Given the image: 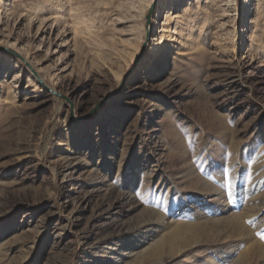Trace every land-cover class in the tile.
<instances>
[{"label":"rangeland","instance_id":"obj_1","mask_svg":"<svg viewBox=\"0 0 264 264\" xmlns=\"http://www.w3.org/2000/svg\"><path fill=\"white\" fill-rule=\"evenodd\" d=\"M152 1L0 0V264H114L113 238L117 264H264V0ZM157 7L177 9L161 45ZM69 127L94 147L73 172ZM188 192L230 213L178 206ZM174 225L159 257L123 258Z\"/></svg>","mask_w":264,"mask_h":264},{"label":"bare ground","instance_id":"obj_2","mask_svg":"<svg viewBox=\"0 0 264 264\" xmlns=\"http://www.w3.org/2000/svg\"><path fill=\"white\" fill-rule=\"evenodd\" d=\"M155 3H156V1L153 0L149 7H152V5L155 4ZM245 4L247 5V11L249 12L250 11L251 0H246ZM190 6H193V3H191ZM176 10L174 12H172L171 10H168L167 8L166 9L164 8V9L160 10V8L157 7V10L153 13V17H152L153 18L152 19L153 24H152L151 28L149 29V31H148V29H147V31L148 32L151 31V37H153V38H154L155 34H159L160 33V45L163 43V40L165 39L164 33L174 30L173 23L176 21V19L174 17V15L176 13ZM147 31H146V35H147ZM168 38H169V36H168ZM169 40L172 42L174 39H173V37H171V38H169ZM152 42H154V39L152 40ZM150 51H154L153 48H151ZM160 52L161 51L156 50L155 59L159 58V55L161 54ZM169 53H171L170 49H166L164 51V56L167 57V55ZM19 58L24 59V58H26V56L23 53H20ZM20 76L21 75H19L18 78ZM45 81H46L45 77H40L39 76L38 82H40L43 85V84L46 83ZM102 108H104L103 110L107 109V102H104ZM82 127L85 128V130H87V125L82 124ZM89 133L87 134L86 138L83 139V138H78L74 134V131L71 130L70 127L66 129L65 134H66L67 139L64 141L63 145H61V148H60V151H59L60 152L59 153L60 160H61V162L64 165L63 167H64L65 171H71V172L75 171L78 168L80 163L82 165V162H84L83 164H85L87 166V164H88L87 163V158L91 157L92 156L91 152L94 151L93 140H92V137H91V135ZM199 180H200V178H199ZM217 180H219V179L217 178ZM239 181L240 180H239L238 176H234L233 175V177H231V181L229 182V185H228L229 190H230L228 192V194H229V197H230V201H232L233 203L235 202L236 199H238L243 194V191L241 190V184H240ZM210 187H212L211 188V194H213L215 196L214 199L216 201H219L220 199H222L223 195L221 194V191H219L217 189H214L215 187L213 185H210ZM229 197H228V199H229ZM177 201H178V206L182 205L183 201H185L186 203H192V202L196 201L197 202L196 204H198V203L201 204V206L204 207L205 210H209V209L214 208L213 211L209 212L211 215L220 214V215H224V216L226 215L227 216V214L230 213V205L227 204V206L225 208H219L218 206H214V204L212 202L211 203L202 202L200 200V197L198 196V194H195L194 192H188V195L185 197V200H183V199H181V197H179L177 199ZM224 203H223V205H224ZM192 211H193V209H192ZM202 212L203 211L199 212V214L197 216L200 217ZM247 216H248V218H251L250 214H247ZM207 224H205L204 227H200L199 229H197L196 232H200V233L197 234L198 236L205 237L208 232H214V231L218 232V230H215L217 228V225H218L217 223L216 224L214 223V224L209 225V226H207ZM189 228H190V225H185V226H182V227L174 225V226L169 227L167 229V231L169 232L168 235L165 236L164 238L160 239L159 241H157L155 243V245L152 246V247L151 246L150 247H145L146 244H147L145 238H142L140 240L139 246H134L133 242H131L129 244V249L124 250V251H126V254H124L123 258L124 259L129 258V256L131 254H133L135 249H139L140 250L138 252L140 254V256H141L139 262H143L144 263V262H146V260L150 259L151 257H156L157 258V257H159V255L161 253V250L163 249V246H164L165 243H170L171 244L173 239H175L177 236H181L182 234H184V232L187 231ZM229 228L231 229L232 233L233 232L239 233V235H241L245 239V241H249V238L251 237L250 236L251 234L246 231L247 229L242 225V223H241L239 218H236L235 220H233L230 223ZM115 240L116 239L113 238V239L105 241V243L103 245H101L99 249H103V248L106 249V251L108 252L109 255H115V253H117L118 256H115V262H114V264H117V263H120L121 259L119 261V257L124 252H122L121 249H118V250H114L113 249V246L118 245L119 247H121V245L123 243V241H120V242L116 241L115 242ZM124 247H126V246H124ZM172 247L173 246L171 245V248ZM172 249H174V248H172ZM224 254L225 253L218 252V250L215 251V255H216V258H217L219 264H223L224 263V258H225ZM173 256L174 255H172L171 257H173ZM228 261L229 260H227L226 262H228ZM162 262L158 261L155 264H161Z\"/></svg>","mask_w":264,"mask_h":264}]
</instances>
